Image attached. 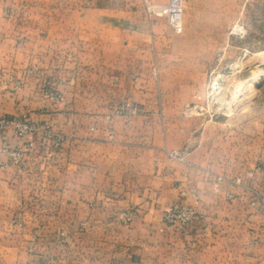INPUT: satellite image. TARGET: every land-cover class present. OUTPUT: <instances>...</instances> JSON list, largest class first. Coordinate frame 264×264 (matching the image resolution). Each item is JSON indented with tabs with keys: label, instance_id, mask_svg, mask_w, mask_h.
Wrapping results in <instances>:
<instances>
[{
	"label": "crops",
	"instance_id": "obj_1",
	"mask_svg": "<svg viewBox=\"0 0 264 264\" xmlns=\"http://www.w3.org/2000/svg\"><path fill=\"white\" fill-rule=\"evenodd\" d=\"M207 30L195 45H218V23ZM165 42L141 0H0V116L45 121L61 137L55 149L37 138L20 166L0 169V262L264 264V218L251 206L264 190V95L232 119L183 117L161 98ZM121 100L146 113L109 119ZM173 201L197 210L187 235L160 231ZM128 208L137 219L119 223Z\"/></svg>",
	"mask_w": 264,
	"mask_h": 264
},
{
	"label": "rangeland",
	"instance_id": "obj_2",
	"mask_svg": "<svg viewBox=\"0 0 264 264\" xmlns=\"http://www.w3.org/2000/svg\"><path fill=\"white\" fill-rule=\"evenodd\" d=\"M150 1L159 6L168 3ZM184 13L190 28L187 34H175L163 18L149 20L146 15L149 21L159 22L166 36L165 44L157 46L162 102L179 107L185 118L214 122L242 115L252 103L262 101L264 79L255 83L249 79L264 61V0H193L185 4ZM211 22L218 23L214 31L218 45H195L197 37H211L212 31L207 30ZM123 102L131 103L111 101L109 119L130 120L114 113V106ZM197 106L201 109L195 110ZM255 192L264 190L253 189L251 202ZM251 206L264 218L259 204ZM261 230L264 242V226Z\"/></svg>",
	"mask_w": 264,
	"mask_h": 264
},
{
	"label": "built area",
	"instance_id": "obj_3",
	"mask_svg": "<svg viewBox=\"0 0 264 264\" xmlns=\"http://www.w3.org/2000/svg\"><path fill=\"white\" fill-rule=\"evenodd\" d=\"M143 1L144 9L149 20L163 18L166 25L175 34L183 33V0H169L167 5L163 6L155 5L150 0ZM152 74L156 75L155 69H153ZM41 94L44 99L52 102L64 101L63 95L53 88H44ZM194 108L195 110L201 109V107L198 106ZM113 110L115 114L126 116L127 119L146 113L145 108L141 105L124 102L115 105ZM190 111V109L187 110V112ZM107 117L109 118V116ZM9 136L17 139L31 137V140L25 143V149L13 148L8 145ZM37 138L51 149L58 147L61 140L60 135L54 133L45 121L30 119L23 116H0V169L20 166L25 160V150L33 149ZM170 156L173 159L184 161L186 151H171ZM228 196L231 197V195ZM257 204L260 205L264 215V193L255 192L254 200L251 202V205L255 206ZM137 217L138 212L132 208L123 209L116 214V220L121 224H129L137 219ZM196 217L197 210L194 206L181 201H173L167 205L162 212V227L160 231L181 236L187 235Z\"/></svg>",
	"mask_w": 264,
	"mask_h": 264
},
{
	"label": "bare ground",
	"instance_id": "obj_4",
	"mask_svg": "<svg viewBox=\"0 0 264 264\" xmlns=\"http://www.w3.org/2000/svg\"><path fill=\"white\" fill-rule=\"evenodd\" d=\"M262 79H264V61L262 62V65H260L258 69L252 74L249 80L250 82L255 83V82L261 81Z\"/></svg>",
	"mask_w": 264,
	"mask_h": 264
}]
</instances>
